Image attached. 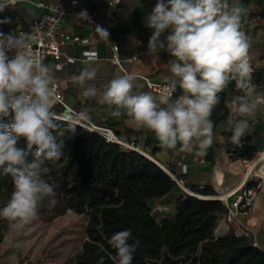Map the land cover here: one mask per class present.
<instances>
[{
    "label": "clouds",
    "instance_id": "clouds-1",
    "mask_svg": "<svg viewBox=\"0 0 264 264\" xmlns=\"http://www.w3.org/2000/svg\"><path fill=\"white\" fill-rule=\"evenodd\" d=\"M14 3L0 0V12ZM241 12L238 0L231 5L228 0H157L145 21L153 29L148 47L151 53L164 49L172 57L165 65L172 74L170 83L158 97L148 92L134 94L135 77L130 74L117 75L100 91L96 83H90L97 76L92 66L74 75L72 82L82 89L83 97L106 106L113 117L126 115L136 128L153 132L163 151L175 150L179 144L180 151L202 156L213 143L211 117L220 93L235 81L243 95L226 102V122L232 133L230 141L238 144L264 105V93H257L252 83L251 44L241 30ZM79 15L87 17L86 11ZM9 23L10 18L0 20V24ZM96 30L108 38L107 31ZM166 31L165 45L161 36ZM31 39L24 32L0 31V176H10L14 188L0 217L14 231L38 218L45 199L50 206L57 203L56 191L42 177L46 169L41 165L59 161L64 147V141L58 142L53 135L58 127L52 112L57 99L54 76L31 50ZM13 50L15 55L9 58L7 53ZM177 86L181 94L172 100ZM9 116L10 123L3 122ZM81 120H90L87 108L69 122L73 132ZM21 140L24 147L19 146ZM130 237L131 231L125 229L109 240L116 250L113 264H132L138 241L129 244ZM97 264H103V257Z\"/></svg>",
    "mask_w": 264,
    "mask_h": 264
},
{
    "label": "trees",
    "instance_id": "trees-1",
    "mask_svg": "<svg viewBox=\"0 0 264 264\" xmlns=\"http://www.w3.org/2000/svg\"><path fill=\"white\" fill-rule=\"evenodd\" d=\"M6 17L11 23L0 24V31L9 33L21 16L7 7L0 12V20ZM250 20L248 17L246 24ZM252 80L257 90L264 88V67L254 70ZM228 88L220 93V103L211 117L214 124L227 120L229 115ZM180 94L181 89H176L175 97ZM10 119L9 116L3 122L10 123ZM54 122L58 127L53 135L58 142L64 141L63 155L56 162L44 161L41 167L46 169L42 176L56 191V214L70 209L90 216L88 239L82 245L77 264H97L101 257L103 264H113L116 250L109 240L125 229L131 231L129 244L138 241L132 264H264V250L248 237L238 236L232 229L216 236L215 230L225 212L221 202L181 191L176 198L175 214L157 219L151 212L153 203L178 188L165 170L140 152L123 150L121 145L106 141L96 132L78 125L73 132L68 124L56 119ZM253 134L249 132L238 144L226 140L232 159L251 164L261 155L253 145ZM19 146H25L23 140ZM167 168L174 173L172 167ZM186 187L203 196L215 194L208 186L186 182ZM8 226L6 219L0 220V240L1 231Z\"/></svg>",
    "mask_w": 264,
    "mask_h": 264
},
{
    "label": "crops",
    "instance_id": "crops-1",
    "mask_svg": "<svg viewBox=\"0 0 264 264\" xmlns=\"http://www.w3.org/2000/svg\"><path fill=\"white\" fill-rule=\"evenodd\" d=\"M65 4L68 14L61 22L60 29L81 39H88L87 43H70L63 48L64 57L61 60L62 68L57 69L56 62L48 58L45 65L51 69L54 78L64 89L66 101L74 108L89 110V115L98 124L108 125L113 128L117 136L127 143L134 142L138 149L155 161L158 165L172 167L174 172L185 180L188 185L199 187L208 186L215 191L214 195L223 194L227 191L240 187L245 183H253L248 171L249 161L235 160L228 156L225 133L229 132L227 120L215 124L213 143L207 148L206 154L196 156L194 153L180 151V145L175 150L163 151L155 134L147 129H138L129 123L126 115L113 117L106 106L100 105L95 99H86L82 95V89L72 82V77L78 75L83 68L95 67L97 69L96 83L100 91L102 85L107 84L117 75H124L123 71L113 65L109 59L112 55V45L119 46L121 62L128 74L135 77L133 93L147 92L142 77H148L154 81H169L172 74L165 66L172 57L160 52L151 53L146 47L138 45V40H149L153 29L145 26L146 17L152 12L157 0L127 1L121 5L109 7L110 0H54ZM76 1V3H74ZM165 3L168 0H164ZM233 4L236 0H228ZM241 12V30L250 38L251 47L249 56L255 63V70L264 67V22L253 27L246 19L264 10V0H251L243 2L238 0ZM21 16V20H28L43 12L35 9L29 3H22L13 7ZM86 11L87 17L81 18L80 13ZM264 17V15H263ZM110 33L106 38L96 29ZM169 34L166 31L162 39ZM96 52L97 58L89 59L91 53ZM71 58V62L67 59ZM133 59V60H132ZM132 60V61H131ZM177 89H180L177 86ZM264 91V88H263ZM230 95V98L234 97ZM249 132L253 134V145L259 150L257 154L264 153V109L258 111L254 121H250ZM231 133V132H229ZM245 134V135H246ZM186 169L183 173L182 167ZM258 174V173H257ZM259 176L263 175L258 174ZM174 192L167 194L156 203L170 202L173 213L176 211V198L174 202L168 201ZM173 200V199H172ZM155 203V202H154ZM250 229V236L254 245L264 250V181L263 187L256 199L255 209L252 213L240 217ZM237 225V224H236ZM235 225V226H236ZM220 233L225 234L222 224Z\"/></svg>",
    "mask_w": 264,
    "mask_h": 264
},
{
    "label": "built area",
    "instance_id": "built-area-1",
    "mask_svg": "<svg viewBox=\"0 0 264 264\" xmlns=\"http://www.w3.org/2000/svg\"><path fill=\"white\" fill-rule=\"evenodd\" d=\"M127 1H138V0H110L109 7H114L121 5ZM22 3H29L30 5L34 6L35 9H42L43 12L34 16L28 20H18L17 24L14 28L10 29L9 32H13L19 34L21 32L29 34L32 39L30 40V48L31 50L38 54L42 58V62L45 65V61L48 58L53 59L57 64L56 67L59 65L60 67L57 69L62 68L61 60L64 57L63 48L70 44V43H87L89 42L88 39H81L80 37L73 36L69 33L63 32L60 29V25L64 17L68 14L65 4L60 1L54 0H15L14 4L9 5V8H13L17 5ZM76 3V1H74ZM264 22V17L261 13H257L251 17L250 25L253 27H257ZM110 33H108V37H110ZM166 45V39H162ZM138 45H144L146 50H149V40L143 41L138 40ZM160 52L168 55H171L165 51L164 49H158ZM9 58H12L15 55V51H10L7 53ZM250 57V56H249ZM89 59L97 58V53L93 52ZM71 62V58L67 59ZM133 60V59H132ZM131 60V61H132ZM109 61L113 64L118 66L124 74H128L127 71L124 69L121 56L119 51V46L116 44L112 45V55ZM250 64L253 69L252 74L255 70V63L253 62L252 58L250 57ZM148 93H151L154 97H158L162 91H164L168 85L169 81H154L148 77H142ZM253 83V80H252ZM254 84V83H253ZM53 86L57 90V99L52 108V112L54 113V119L64 122L69 125V122L74 120L75 114L79 113L83 109L74 108L69 105L66 101L64 89L61 87L60 83L54 78ZM229 99L230 102L231 98L230 95L234 94L235 96L243 95V93L237 89L235 81H231L229 83ZM257 93H264L263 89L257 90ZM178 97V96H177ZM175 92L172 94L171 99L174 100ZM264 109V105H261ZM76 125L81 126L91 132H96L100 134L106 141L111 143H116L121 145L123 150H135L137 152L143 153L134 142H123L117 134L114 132L113 128L108 125H101L98 124L93 118L90 117V120H81L77 121ZM230 137L227 136V140ZM127 143V144H125ZM228 156L231 158V154L228 153ZM245 161V160H243ZM163 169L169 174V176L179 185L183 192L190 194L187 188L185 187L186 181L179 177L175 172L173 173L167 167L162 166ZM183 173H186V169L184 165L182 167ZM251 180L253 179V183H245L240 187H236L231 189L223 194L218 195H210V196H202L201 198L209 200H215L221 202V204L225 207V212L223 213L221 219L218 222V226L215 230L218 233L219 224L221 221L226 223V227L223 229V232H228L229 230H233L236 235L238 236H250V229L249 227L240 220V217L248 215L252 213L255 209L256 199L259 195L263 187L264 178L259 176L257 172H249ZM192 195V194H190ZM172 208L171 205L161 204V203H153L152 205V214L155 218L160 219L164 216L168 211ZM237 224V225H236ZM236 225V226H235ZM222 234H216L219 236Z\"/></svg>",
    "mask_w": 264,
    "mask_h": 264
},
{
    "label": "rangeland",
    "instance_id": "rangeland-1",
    "mask_svg": "<svg viewBox=\"0 0 264 264\" xmlns=\"http://www.w3.org/2000/svg\"><path fill=\"white\" fill-rule=\"evenodd\" d=\"M13 190L11 177L0 176V209L6 206ZM181 191L183 189L178 185L175 194L167 200L173 203ZM161 204L171 205L167 201ZM57 206V203L50 206L45 199L38 209V218L23 230L14 231L8 226L6 231H1L0 264H77L82 245L88 239L86 229L90 216L87 213L77 214L70 209L57 215ZM173 215V207L164 214L165 217ZM220 230L219 226L218 232Z\"/></svg>",
    "mask_w": 264,
    "mask_h": 264
},
{
    "label": "bare ground",
    "instance_id": "bare-ground-1",
    "mask_svg": "<svg viewBox=\"0 0 264 264\" xmlns=\"http://www.w3.org/2000/svg\"><path fill=\"white\" fill-rule=\"evenodd\" d=\"M125 142V141H123ZM127 144V143H125ZM148 156V155H147ZM249 172H257L258 174H261L264 176V153L261 154L260 156H258L255 161L253 163H251V165L248 168ZM189 191L190 194L195 195L197 197H202L199 196V194L191 191L190 189H187ZM209 199V198H207ZM220 224L226 226V223L224 221H221ZM220 233V232H219Z\"/></svg>",
    "mask_w": 264,
    "mask_h": 264
},
{
    "label": "water",
    "instance_id": "water-1",
    "mask_svg": "<svg viewBox=\"0 0 264 264\" xmlns=\"http://www.w3.org/2000/svg\"><path fill=\"white\" fill-rule=\"evenodd\" d=\"M141 154H143L144 156H146L144 153H141ZM147 157V156H146ZM149 158V157H148ZM155 162V161H154ZM156 163V162H155ZM157 164V163H156ZM160 166V165H159ZM162 169H163V167L162 166H160ZM164 170V169H163ZM166 172V171H165ZM167 173V172H166ZM168 174V173H167ZM169 175V174H168ZM193 196H195V195H193ZM195 197H197V196H195ZM198 198H201V197H198ZM216 234H218L217 232H216Z\"/></svg>",
    "mask_w": 264,
    "mask_h": 264
}]
</instances>
